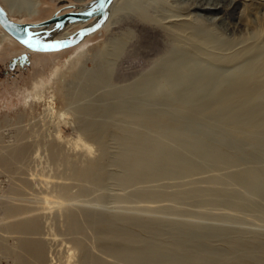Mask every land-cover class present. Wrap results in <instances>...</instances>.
Instances as JSON below:
<instances>
[{
  "label": "rangeland",
  "instance_id": "374dc122",
  "mask_svg": "<svg viewBox=\"0 0 264 264\" xmlns=\"http://www.w3.org/2000/svg\"><path fill=\"white\" fill-rule=\"evenodd\" d=\"M83 1L34 0L29 12L13 10L10 16L20 22H38ZM130 2L129 7H116L110 19L113 24L123 17L122 28L116 32L102 26L72 47L36 51L30 64L13 74L3 73L7 60L23 45L9 34L5 38L0 27V178L4 179L0 264H36L27 257L23 239L40 241L46 249L45 261L54 257L51 264H82L87 251L102 255L100 248L110 241L130 248L163 245L185 252L184 244L200 232L207 233L209 245L220 254L211 264L239 258L247 264H264V94L251 97L250 109L242 117L227 115L236 107L235 98L219 102L217 111L224 112V117L214 118L200 116L201 102L186 98L184 86L170 87L146 78L150 73L152 80L161 81L164 69L183 65L176 59L182 55L185 69L190 64L200 66L199 73L213 69L223 76L256 71L264 81V0H238L223 9L220 15L229 30L197 20L171 0ZM136 5L144 7V17L137 14ZM164 15L173 19L165 21ZM203 35L224 42L223 48L202 44ZM226 85L224 81L222 86ZM196 91L193 98L204 93ZM84 123L90 127L88 134L81 130ZM170 131L176 138L167 136ZM206 131L210 136L205 140ZM135 135L139 139L134 140ZM78 137L86 145L76 143ZM145 137L151 141L141 152L142 163L155 159L152 143L158 141L178 159L193 156L195 171L174 177L140 172L135 183L125 182L127 158L143 147ZM198 137L202 145L206 142L213 148L203 157L196 153ZM85 168L91 174L82 177L80 170ZM245 173L251 183L241 185L235 176ZM176 189L190 190L182 196ZM84 212L90 214L91 222L84 221ZM75 216L79 225L74 226ZM22 221L37 229L9 232V227ZM179 229L184 230L178 233ZM233 241H238L237 246Z\"/></svg>",
  "mask_w": 264,
  "mask_h": 264
},
{
  "label": "bare ground",
  "instance_id": "6f19581e",
  "mask_svg": "<svg viewBox=\"0 0 264 264\" xmlns=\"http://www.w3.org/2000/svg\"><path fill=\"white\" fill-rule=\"evenodd\" d=\"M7 6H5L1 1V3L7 8H5L2 4L1 6L5 9L7 15L11 18L10 14L11 12H13V10L15 11H20V10H24L26 12H29L33 7H35V2L34 0H25L24 2H21L20 0H2ZM29 1V2H28ZM32 1V2H31ZM89 0L87 1H83V4H86ZM135 1V0H134ZM138 1H143V0H138ZM172 2H175L177 4H182L187 11H190L189 13H191V15H196L193 16L194 18H196L197 20H207L209 22L212 23H218L220 25L225 26V29H228V26L230 25H224L223 23V18L222 15H220V12H222L223 9H226L227 7H232L233 5H235V3L238 0H171ZM130 0H113L109 6V16L107 18V20L105 21V23L103 24L104 27H107L109 29L110 33L116 32L117 30H119L120 28H122V25H120L121 21L123 22V17L120 16V18L118 19V21H114L113 24L111 22V17L114 15L115 13V9L116 7H129L130 5ZM251 3V2H250ZM258 3V2H257ZM81 4V5H83ZM252 4V3H251ZM255 5V4H254ZM161 6V5H160ZM253 6V5H252ZM261 6V5H260ZM259 6V7H260ZM258 7V8H259ZM136 10L140 9V11H137V14L139 16H145L146 15V11H144V7H141L139 5L135 6ZM160 8V7H159ZM251 8V7H250ZM254 8V7H253ZM122 10V9H121ZM131 10V9H130ZM167 10V8H166ZM261 10V9H260ZM264 10V9H263ZM252 11V10H251ZM166 14V13H165ZM170 14V13H168ZM186 14V13H185ZM254 15V14H253ZM226 16V15H225ZM260 16V15H259ZM127 18V15H126ZM163 18H165V21H170L173 18L169 16L164 15ZM93 20V18L82 22V23H69L67 24L58 34L56 35H52V31L51 32H45L39 35L40 38L43 39H57V38H65L68 37L70 35H72L79 27H82L84 25L89 24L91 21ZM250 20V19H249ZM256 21V20H255ZM132 23V22H131ZM171 23V22H170ZM239 23V22H238ZM204 24V23H203ZM232 24V23H231ZM110 27H109V26ZM132 25L137 28V25L132 23ZM201 26V25H200ZM1 27V26H0ZM195 27V25H194ZM198 27V26H197ZM196 27V28H197ZM202 27V26H201ZM234 26H232V28H230L231 31L234 32ZM49 28H51V26H49ZM74 28H76V30L72 33H69V31L73 30ZM203 28V27H202ZM204 28H206L204 26ZM210 28V27H209ZM33 29H39V28H33ZM198 30V28H197ZM181 31V30H179ZM205 32V31H204ZM192 33V32H191ZM200 33V32H199ZM214 33V32H211ZM254 33V32H253ZM258 33V32H257ZM5 34V38L7 37L9 39L8 34H6V32H4ZM203 34V33H201ZM216 35V34H215ZM190 36V34H189ZM218 36V35H217ZM250 35H248L249 37ZM206 35L202 36V40L201 43L202 44H207V46L213 47V48H221L224 42H215V40L213 39H206L205 38ZM221 37V36H220ZM190 38V37H189ZM222 38V37H221ZM84 39V38H83ZM82 39V40H83ZM229 39V38H228ZM236 39V38H235ZM243 39V38H242ZM113 41V40H112ZM173 41V40H172ZM194 41V40H193ZM242 41V40H241ZM252 41V40H251ZM81 42V41H80ZM79 42V43H80ZM232 42V41H231ZM227 43V42H226ZM228 43H230L228 41ZM233 43V42H232ZM241 43V42H240ZM249 43V42H248ZM123 44V43H122ZM175 44V43H174ZM233 45V44H232ZM249 45V44H248ZM247 45V46H248ZM227 46V44H226ZM171 47V46H170ZM120 48V46L118 47V49ZM184 48V47H183ZM223 48V47H222ZM242 48V47H241ZM229 49V48H228ZM245 49V48H243ZM247 49V48H246ZM254 49V48H252ZM120 50V49H119ZM225 50V49H224ZM242 50V49H241ZM240 50V51H241ZM27 52V51H26ZM177 52V50H176ZM236 52V51H235ZM239 52V51H238ZM37 53V52H35ZM237 53V52H236ZM240 53V52H239ZM34 54V53H33ZM234 54V53H232ZM238 54V53H237ZM244 54H245V50H244ZM29 55V54H28ZM162 55V54H161ZM249 55V54H248ZM260 55V54H259ZM231 56V55H230ZM242 56V55H241ZM165 57V56H164ZM184 56L181 55L180 57H177V61L179 62H183V65L178 63L176 64V66L171 67L170 69H164L163 72H161L162 78L161 81H155L152 80L154 77V75L150 74L146 77L147 80H151L154 83H162L164 82L165 85L173 87V85L175 87H179L184 86L185 87V94H183L186 98H191V100L193 99H197L200 103V107L199 108V113L200 116H212L214 118H223L224 117V112L221 111H217V105L219 102H228L229 100H231L232 98L236 99V107L235 108H230L227 111V115H233L234 113V117L239 116H245V114L247 113L248 109H250V99L253 96H259V95H263L264 94V81L260 79V76L258 75V73L255 71H248L245 70L244 74L239 76V75H231V74H227V75H221L220 73L218 74L217 70H213V69H205V70H201V72L199 73L198 68H200V66H193L190 64H185L188 65L187 69L184 68V60L182 59ZM239 57V56H237ZM236 57V58H237ZM165 59V58H164ZM185 59V58H184ZM227 59V58H225ZM260 59V57H259ZM235 60V59H234ZM202 60H200L201 62ZM226 61V60H224ZM241 61V60H240ZM260 61V60H259ZM239 62V61H238ZM165 63V61H164ZM247 63V62H246ZM253 63V62H252ZM256 63V62H255ZM262 63V62H261ZM172 64V63H171ZM209 64V63H208ZM241 64V63H240ZM258 64V63H257ZM263 64V63H262ZM155 65V64H154ZM230 65V63H229ZM232 65V64H231ZM259 65V64H258ZM245 67V66H244ZM151 68V67H150ZM159 68V67H157ZM263 68V67H262ZM202 69V68H200ZM246 69V68H245ZM264 69V68H263ZM262 69V70H263ZM198 70V71H197ZM154 71V70H153ZM235 71H237V69H235ZM220 72V71H219ZM234 72V70H233ZM259 72V71H258ZM157 73V72H156ZM227 73V72H226ZM148 74V73H147ZM159 74V73H158ZM224 74V73H223ZM263 74V73H262ZM145 75V74H144ZM164 75V76H163ZM264 75V74H263ZM157 76V75H156ZM158 77V76H157ZM241 77V78H240ZM243 77V78H242ZM152 78V79H151ZM159 79V78H157ZM150 81V82H151ZM226 81L227 85L225 87L222 86V83ZM136 83V82H135ZM140 84V83H139ZM145 84V82H144ZM163 89V86H161ZM143 88V90H147L145 87H141ZM148 88V87H147ZM182 88V87H181ZM217 88H220L218 90H216ZM127 89V88H126ZM161 88H159L160 91H162ZM166 89V88H165ZM129 90V89H128ZM196 90H202V92L204 91V93H201V95L195 96L193 98V94L192 92H197ZM131 91V90H129ZM168 91V90H167ZM138 92V91H137ZM148 92V91H147ZM198 93V92H197ZM180 96V95H179ZM182 99V98H180ZM179 99V100H180ZM238 99V100H237ZM189 100V99H188ZM160 102V101H159ZM189 102V101H188ZM190 103V102H189ZM258 104V103H257ZM195 106V105H194ZM223 106V105H222ZM138 107V106H137ZM253 107V105H252ZM219 108V107H218ZM257 109V108H256ZM259 109V108H258ZM225 110V109H224ZM227 110V108H226ZM225 110V111H226ZM139 111V110H138ZM255 112V110H254ZM251 113V112H250ZM253 113V112H252ZM261 113V111H260ZM138 113H136L137 115ZM166 114V113H165ZM264 114V113H263ZM262 114V116H263ZM61 115L63 116V114L61 113ZM193 115V113H192ZM169 117V116H168ZM53 118V117H52ZM141 118V117H140ZM153 118V117H152ZM246 118V117H245ZM171 119V118H170ZM248 119V118H247ZM257 119V118H256ZM259 119V118H258ZM193 120V119H192ZM56 121V120H55ZM62 121V120H61ZM66 121V120H64ZM194 121V120H193ZM196 121V120H195ZM197 122V121H196ZM252 122V121H251ZM264 122V121H263ZM71 123V122H70ZM79 124V123H78ZM77 124V125H78ZM79 126V125H78ZM82 126V125H81ZM74 127V126H73ZM194 127V125H193ZM67 128V127H66ZM89 128L85 123L83 124L81 130L85 133H89ZM224 129V128H223ZM201 130V128H200ZM209 130V128H208ZM207 130V131H208ZM258 130V129H257ZM204 132L203 138L206 140L209 138L210 133L208 132ZM215 131V130H214ZM263 131V130H262ZM62 133V132H61ZM254 133V132H253ZM139 135V134H138ZM251 135V134H250ZM167 136L172 137V138H176V134L173 131H170ZM140 137V136H139ZM241 138V137H240ZM255 138V137H254ZM62 139V138H61ZM68 139V138H67ZM134 140L139 139L137 135H135L133 137ZM202 139V138H201ZM59 140V139H58ZM73 140V139H72ZM71 140V141H72ZM123 140V139H122ZM242 140V139H241ZM245 140V139H244ZM261 140V139H260ZM63 141V140H62ZM151 141V140H150ZM149 141V142H150ZM200 139L198 137V140L194 141L195 144H199L197 145V155L200 157H203L205 155H208L211 151H212V146L211 145H207L206 146V142L205 145H202L200 142ZM76 143H81L86 145V143H84L82 141L81 138L78 137V139L75 140ZM125 142V141H124ZM136 142V141H135ZM148 142V137L144 138V142L142 144H140V147L143 145V147L139 148L137 147L134 152H131V154L128 156V160L129 162L125 163V166L128 169V172L126 175V178H124L125 182H129L131 180H134L137 178V175L140 174V172H142L143 174H145V176H151V177H159V176H169V177H174V176H178V175H185L186 173H188V171H195L194 169L196 168V164L194 163V157L193 156H183L180 159L177 158L178 155L173 154L172 152H170L168 149H163L161 146H159L158 141H155L153 144V149H154V153L156 154V157L153 161L149 162V163H142V157H143V153L141 154V152L143 151V149L145 148V145ZM192 142V141H191ZM202 142V141H201ZM208 142V141H207ZM223 142V141H222ZM229 142V141H228ZM253 142V140H252ZM255 142V141H254ZM133 143V142H132ZM138 143V142H137ZM210 143V141H209ZM245 144V143H244ZM73 145V144H72ZM76 145V144H75ZM193 145V144H192ZM132 147V145H131ZM135 147V145H134ZM255 147V145H254ZM79 148V147H78ZM241 148V147H240ZM184 149V148H183ZM186 149V148H185ZM84 150V149H83ZM132 151V150H131ZM184 153V152H183ZM220 153V152H219ZM217 154V153H216ZM189 155V154H188ZM37 156V152H34V157ZM155 156V155H154ZM212 156V155H211ZM210 156V157H211ZM216 157V156H215ZM218 157V156H217ZM221 159V156L219 157ZM218 158V159H219ZM228 158V157H227ZM239 158V157H238ZM147 159V158H145ZM225 159V158H223ZM230 159V158H229ZM228 159V162H229ZM122 160V159H121ZM142 160V161H141ZM226 160V159H225ZM231 160V159H230ZM217 161V160H216ZM231 163L234 164V160L230 161ZM228 164V163H227ZM124 166V167H125ZM240 167V166H239ZM238 168V167H236ZM234 169V168H233ZM126 170V169H125ZM225 170V169H224ZM242 170V169H241ZM237 171V169L235 170ZM80 174L82 175V177H87L91 174V170L89 168H85L82 171L80 170ZM246 172V171H244ZM237 173V172H236ZM235 173V174H236ZM33 176V175H32ZM79 176V175H77ZM76 176V177H77ZM249 176V175H248ZM251 176V175H250ZM35 177V176H34ZM78 178V177H77ZM235 178L237 179V181L241 184V185H245L247 183H251V181L246 178V173L244 174H238L235 176ZM33 179V178H32ZM44 179V178H43ZM47 179V178H46ZM141 179V178H140ZM152 179V178H151ZM156 179V178H155ZM158 179V178H157ZM162 179V178H161ZM166 179V178H165ZM169 179V178H168ZM138 180V179H137ZM142 180V179H141ZM148 180V179H147ZM160 180V179H159ZM172 180V179H171ZM158 181V180H156ZM162 181H164L162 179ZM170 181V180H168ZM67 182V181H66ZM123 182V181H122ZM138 182V181H137ZM136 182V183H137ZM154 182V180H153ZM184 182V181H183ZM135 183V182H134ZM157 183V182H156ZM167 183V182H166ZM61 184V183H60ZM164 184V183H163ZM70 185V184H69ZM153 185V183H152ZM156 185V184H155ZM154 186V185H153ZM66 187V186H65ZM157 187V186H156ZM180 187V186H179ZM182 187V186H181ZM64 188V187H63ZM158 189V188H157ZM161 190V189H160ZM164 190V189H163ZM175 190V189H174ZM190 190V189H189ZM189 190L183 189V190H177L175 192L178 193H183L182 196L187 195V193L189 192ZM264 191V190H262ZM162 192V191H161ZM158 192L157 194L162 195L163 193ZM56 193V192H55ZM78 193V192H77ZM229 193V192H228ZM227 192L224 194H228ZM77 195V194H76ZM229 195V194H228ZM226 195V196H228ZM57 196V195H56ZM55 196V198H56ZM66 196V195H65ZM179 196V195H178ZM178 197V198H182ZM230 196V195H229ZM47 197V196H46ZM68 197V196H67ZM70 197V196H69ZM176 197V196H175ZM50 198V197H49ZM54 198V197H53ZM53 199V202H57L56 199ZM78 198V197H77ZM84 198V197H83ZM45 201H48V198H44ZM51 200V199H50ZM64 204V202H61ZM68 203V202H67ZM72 205V204H71ZM77 207V206H76ZM5 209L12 213L14 212V208H9V207H5ZM58 209V208H57ZM81 210V208H80ZM88 210V209H87ZM71 211V210H70ZM82 211V210H81ZM84 211V210H83ZM67 212V211H66ZM68 214V213H67ZM99 214V213H98ZM12 215H15V213H13ZM71 215V214H70ZM68 217V216H67ZM84 221L85 222H91L90 219V214L87 212H84ZM70 220V219H69ZM73 225H79V221L78 219H76V216L74 217L73 220ZM71 226V225H70ZM83 226V224H82ZM73 227V226H72ZM37 228L35 226H28L26 221H22L19 225H12V227H9V232L11 231H20L23 233H27L28 231H35ZM174 230V229H173ZM178 230V229H177ZM177 230L175 229V231L177 232ZM184 229H179L178 233H181ZM201 230V229H200ZM193 231V230H192ZM191 231V232H192ZM185 232V231H184ZM194 232V231H193ZM224 232V231H222ZM173 233V232H171ZM190 233V232H189ZM186 234V233H185ZM192 234V233H190ZM181 237V236H180ZM208 237H207V233L205 232H200L198 234H193V239H191V241H189L188 243H185L184 246H187V250L185 252H179V251H175L170 249L169 247L163 246V245H136V247L134 248H130L128 246H124L122 243V245H120V243L118 242H108L106 244H104L101 248L100 251L102 252V255H92L91 253H89L87 250L86 254L81 257L82 258V264H211L215 259H219L218 255L219 252L217 249L213 248L212 246L209 245L208 243ZM222 240V239H221ZM135 241V240H134ZM215 241V240H214ZM75 242L79 245L81 244V241L79 238H75ZM235 243H232L234 245L237 246L238 241H233ZM36 243V244H35ZM44 243V242H43ZM180 243H182L180 241ZM22 244L25 248V250L27 251V257H29L30 261L32 257L34 259V261H36V264H51L53 262H55L54 257L50 256V259L48 257V260L45 261V248L43 246V244L40 241H31L28 239H23ZM45 244V243H44ZM229 244V243H228ZM221 245V244H220ZM22 246V247H23ZM218 246V245H216ZM68 250V249H67ZM50 251V250H49ZM48 251V252H49ZM71 251V250H70ZM97 251V250H96ZM224 251V250H223ZM69 252V251H67ZM72 252V251H71ZM85 252V251H84ZM53 253V252H52ZM51 253V254H52ZM99 253V251H98ZM202 253V254H200ZM95 254V253H94ZM49 255V254H48ZM58 256V255H57ZM70 256V255H69ZM68 257V256H67ZM58 258V257H57ZM65 258V257H64ZM60 259V258H58ZM66 259V258H65ZM245 259V258H244ZM28 260V259H27ZM33 261V263H34ZM31 263V262H30ZM68 263V262H67ZM35 264V263H34ZM58 264V263H57ZM227 264H247L243 259L239 258L234 262H230Z\"/></svg>",
  "mask_w": 264,
  "mask_h": 264
},
{
  "label": "water",
  "instance_id": "95a60500",
  "mask_svg": "<svg viewBox=\"0 0 264 264\" xmlns=\"http://www.w3.org/2000/svg\"><path fill=\"white\" fill-rule=\"evenodd\" d=\"M113 0H89L86 4H71V8L65 12H55L50 17L38 22H20L10 18L0 4V26L13 39L25 48L33 51H58L77 45L87 35L93 33L103 26L107 20L110 10L109 6ZM93 20L79 27L72 35L65 38L43 39L39 35L45 32L58 34L69 23H82L89 19ZM51 26V28H49ZM39 28V29H33ZM25 41H28L26 43Z\"/></svg>",
  "mask_w": 264,
  "mask_h": 264
},
{
  "label": "flooded vegetation",
  "instance_id": "af4514ba",
  "mask_svg": "<svg viewBox=\"0 0 264 264\" xmlns=\"http://www.w3.org/2000/svg\"><path fill=\"white\" fill-rule=\"evenodd\" d=\"M34 52L36 51L29 50L23 46V49L21 51L17 52L14 55H11L10 58L7 60V68L4 70L3 73L13 74L14 70L23 69L27 67L30 64L31 54Z\"/></svg>",
  "mask_w": 264,
  "mask_h": 264
},
{
  "label": "built area",
  "instance_id": "2783aa9c",
  "mask_svg": "<svg viewBox=\"0 0 264 264\" xmlns=\"http://www.w3.org/2000/svg\"><path fill=\"white\" fill-rule=\"evenodd\" d=\"M3 181H4V179L2 180V178H0V187H1L2 184H3Z\"/></svg>",
  "mask_w": 264,
  "mask_h": 264
},
{
  "label": "snow or ice",
  "instance_id": "6c2138e0",
  "mask_svg": "<svg viewBox=\"0 0 264 264\" xmlns=\"http://www.w3.org/2000/svg\"><path fill=\"white\" fill-rule=\"evenodd\" d=\"M26 43H28V41H25Z\"/></svg>",
  "mask_w": 264,
  "mask_h": 264
}]
</instances>
